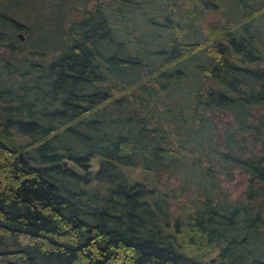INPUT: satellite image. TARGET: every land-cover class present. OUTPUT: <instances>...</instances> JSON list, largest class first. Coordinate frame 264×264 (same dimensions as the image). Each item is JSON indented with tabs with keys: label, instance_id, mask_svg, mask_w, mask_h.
Returning <instances> with one entry per match:
<instances>
[{
	"label": "trees",
	"instance_id": "obj_1",
	"mask_svg": "<svg viewBox=\"0 0 264 264\" xmlns=\"http://www.w3.org/2000/svg\"><path fill=\"white\" fill-rule=\"evenodd\" d=\"M231 1L182 38L224 0H0V264H264V0Z\"/></svg>",
	"mask_w": 264,
	"mask_h": 264
},
{
	"label": "rangeland",
	"instance_id": "obj_2",
	"mask_svg": "<svg viewBox=\"0 0 264 264\" xmlns=\"http://www.w3.org/2000/svg\"><path fill=\"white\" fill-rule=\"evenodd\" d=\"M176 1L181 2L182 0H176ZM231 2H232L231 0H224L225 7H223V9L219 11H209L204 17L203 21H201L199 24L196 23V25H194L191 30L184 33L182 38H201V32H202L201 29L203 25H206L208 23L224 22V20L228 22H233L235 16L230 11ZM258 21H259L258 24L259 28L257 29H259L260 31V38H264V19H260ZM245 185H246L245 179L238 175L234 176V178L229 183L224 184V186H226V188L229 190L230 192L229 196L231 198L237 197L245 189Z\"/></svg>",
	"mask_w": 264,
	"mask_h": 264
},
{
	"label": "water",
	"instance_id": "obj_3",
	"mask_svg": "<svg viewBox=\"0 0 264 264\" xmlns=\"http://www.w3.org/2000/svg\"><path fill=\"white\" fill-rule=\"evenodd\" d=\"M7 264H19V263H17V262L14 261V260H8V261H7Z\"/></svg>",
	"mask_w": 264,
	"mask_h": 264
}]
</instances>
